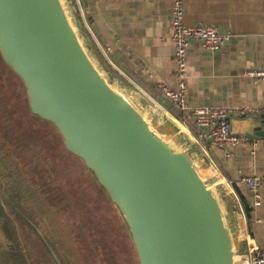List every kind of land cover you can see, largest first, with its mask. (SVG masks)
<instances>
[{"label": "water", "instance_id": "1", "mask_svg": "<svg viewBox=\"0 0 264 264\" xmlns=\"http://www.w3.org/2000/svg\"><path fill=\"white\" fill-rule=\"evenodd\" d=\"M0 57L106 196L136 264H244L235 198L181 125L106 60L78 0H0ZM11 222L0 217V264H37Z\"/></svg>", "mask_w": 264, "mask_h": 264}, {"label": "crops", "instance_id": "2", "mask_svg": "<svg viewBox=\"0 0 264 264\" xmlns=\"http://www.w3.org/2000/svg\"><path fill=\"white\" fill-rule=\"evenodd\" d=\"M184 24L216 25L230 33L215 51L191 42L187 49L186 102L189 106L249 105L264 108V81L244 76L249 68L264 69V0H182ZM87 28L106 60L187 130L204 160L213 168L239 208L240 236L246 251L264 255V188L260 204L252 205L244 177L264 176V113L232 117L231 134L244 139L234 146L201 147L197 133L168 110L159 85H177L171 39V4L168 0H78ZM191 120V118H190ZM260 129L256 131V129ZM185 130V131H186ZM197 130V129H196ZM228 153V156H226ZM249 207L245 215L242 201Z\"/></svg>", "mask_w": 264, "mask_h": 264}, {"label": "trees", "instance_id": "3", "mask_svg": "<svg viewBox=\"0 0 264 264\" xmlns=\"http://www.w3.org/2000/svg\"><path fill=\"white\" fill-rule=\"evenodd\" d=\"M167 107L193 134L197 133L188 112L179 110L173 103ZM38 138L40 143H36ZM61 178L66 179L69 190L75 195V199L71 200L72 207L75 208H71L74 215L64 212L68 202H64L62 197L66 196L67 189L63 188V193L59 192L56 199L52 200L53 190L58 191L56 185ZM82 183H86L91 190H96V198L100 200V204H108L107 209L111 208L82 162L66 151L53 126L30 113L23 85L0 57V217L10 219L11 215L15 218L16 223L11 222V228L21 233L37 264L53 263L49 254L41 249L38 237L31 234V231L35 232L33 224L45 229L44 232L49 231L46 232V237L56 244L65 264H75V255L84 264L102 261L106 264L121 263L116 259L120 252L117 244L109 245L106 240L111 239L106 236L104 238L108 230L104 227V232L103 222H98L95 215L91 216L93 212L81 203L85 198L89 199ZM9 198L13 201L12 204L9 203ZM241 201L246 215L249 207L243 199ZM76 202L87 210L83 211L84 214L81 215V210L74 206ZM109 214L115 215L113 210ZM70 216L75 219L71 221ZM89 219L96 220L93 225H96L94 230L100 229L98 234L93 232L91 224L85 223ZM114 221L122 225L116 215ZM111 232L113 231L110 229ZM122 234L127 241L126 233L123 231ZM75 240L82 244H77ZM30 242L32 247L29 246ZM74 242L77 246H82L84 252L72 246ZM71 248H74V252ZM88 248L92 253V260L85 255V249ZM95 255L99 256L100 261H95L98 258ZM121 255L124 258L127 253L123 252Z\"/></svg>", "mask_w": 264, "mask_h": 264}, {"label": "built area", "instance_id": "4", "mask_svg": "<svg viewBox=\"0 0 264 264\" xmlns=\"http://www.w3.org/2000/svg\"><path fill=\"white\" fill-rule=\"evenodd\" d=\"M168 1L171 4V39L173 42L177 85L175 88H171L160 84V92L165 99L175 104L179 110L188 112L191 115L193 124L197 129L196 137L202 148L208 150L212 146H234L242 141L244 137L231 134L229 120L235 116L245 117L254 116L261 112L264 113V108L260 109L249 105L189 106L186 102V49L188 45L191 42H197L204 49L215 51L229 40L230 33L216 25L195 24L186 26L183 21V1ZM89 32L92 34L90 30ZM244 76L254 83L264 81V69H246ZM226 156H228V153H226ZM242 180L252 197V205H259L260 189L264 188V176L244 177ZM250 253V258L246 264H264V255L258 248H252Z\"/></svg>", "mask_w": 264, "mask_h": 264}, {"label": "rangeland", "instance_id": "5", "mask_svg": "<svg viewBox=\"0 0 264 264\" xmlns=\"http://www.w3.org/2000/svg\"><path fill=\"white\" fill-rule=\"evenodd\" d=\"M66 13H67V15H69V11H68V9L66 8ZM32 165V164H31ZM39 185V184H38ZM40 186H42V185H40ZM82 186H83V189L85 190V192L87 193V194H85V195H88L89 196V199L88 198H85L81 203L82 204H84L85 205V207L88 209V210H91L92 208L94 209V210H96V212H93L92 213V215L91 216H93V215H97V216H100V217H102V224H103V230H104V227L108 230L107 232H105V230H104V232H105V235H104V238H105V236L107 237V238H109V239H114V240H116V239H120V238H122V232L124 231L123 230V226L122 225H120V229H118V226L116 225V221H114V218H115V215H110L109 213H111L112 212V210H113V208H109V209H106V208H104V206H106V205H108V204H105V205H103V204H100V200H98L97 198H96V194H97V192H96V190H91L90 189V187H88L87 186V184L86 183H82ZM56 187H57V190L58 191H54L53 190V199L52 200H54V199H56L55 197H57L58 195H59V192H61L62 191V189L63 188H65V189H67L66 190V192H65V195L66 196H64V197H62V199H63V201L64 202H68L67 204L68 205H66V207H65V210H64V212H68V213H71V215H74L75 214V212H73L72 210H71V208L73 209V210H75V208L74 207H72V202H71V200H74L75 199V195L73 194V192L72 191H70L69 190V188H68V186H67V182H66V179L65 178H61V180H59L58 182H57V185H56ZM51 192H52V190H50ZM62 193H63V191H62ZM86 200H89V201H93V203H87L86 202ZM82 204H78L77 202L75 203V207H78V209H80L81 211H80V213H81V215L82 214H84V212L83 211H87L84 207H83V205ZM92 209V210H93ZM114 211V210H113ZM60 213H61V210H60ZM77 214H78V212H77ZM90 217V216H89ZM72 219H75V218H73L72 216H70V220L72 221ZM85 223H89V224H91L92 225V229H93V232H96L95 234H98L99 232H100V229L98 228V229H95L94 230V228L96 227V225H93V222H92V220L91 219H89L88 221H86ZM116 225V226H115ZM113 227H115L117 230L116 231H113V229L112 228ZM110 229L113 231V232H111L110 233ZM115 234V235H114ZM95 238H97L96 236H95ZM82 241V240H81ZM75 242L77 243V244H80L81 242H79L78 240H75ZM86 243H87V240H86ZM82 244V243H81ZM29 246L30 247H32V243L30 242L29 243ZM127 246H128V250H130L131 252H132V247H131V243H130V241H129V239H128V237H127ZM82 247V246H81ZM81 247H79V246H77V248H79L80 250H83V252H84V249L83 248H81ZM125 251V249H121L120 250V252H119V254L118 255H116V259L117 260H119V262H121V263H125V260H124V258H122V255H121V253H123ZM85 255H86V257L88 258V257H90V259L92 260L93 258H92V253H91V251H90V249L88 248V249H85ZM96 256V255H95ZM96 257H98V258H96V260L95 261H97V260H99V256H96ZM132 258H133V255H132ZM100 261V260H99ZM136 263V262H135ZM45 264H48V263H45ZM90 264H93L92 262L90 263ZM97 264H106V262L104 263V261H102L101 263H97Z\"/></svg>", "mask_w": 264, "mask_h": 264}, {"label": "flooded vegetation", "instance_id": "6", "mask_svg": "<svg viewBox=\"0 0 264 264\" xmlns=\"http://www.w3.org/2000/svg\"><path fill=\"white\" fill-rule=\"evenodd\" d=\"M35 143V142H34ZM36 143H40V140H39V138H38V140L36 141ZM45 142H43V144H44ZM86 202L87 203H90L91 201H89V200H86ZM91 203H93V201L91 202ZM105 208L107 209V207L105 206ZM90 211H92V212H96V210H90ZM96 216V219H97V221L99 222L100 220H102V217H100V216H97V215H95ZM94 221V219L92 220V222ZM94 222H96V220L94 221ZM93 222V223H94ZM117 226H118V229H120V225H118V224H116ZM115 225V226H116ZM55 226H56V224H55ZM112 228V227H111ZM113 229V231H116L117 229L115 228V227H113L112 228ZM115 235V234H114ZM107 241V243L109 244V245H114V244H117V246H118V248L121 250V249H125V253H127V255L124 257V260H125V263H120V264H136L135 262H136V256H135V254H134V252L132 251H130V250H128V246H127V241H126V238H125V236L122 234V238H118V239H116V240H114V239H111V240H106ZM72 246H74V247H76L77 248V245L75 244V242H74V244H72ZM72 249H74V248H71V250ZM73 251V250H72ZM74 252V251H73ZM114 253V252H113ZM132 255H133V258H132ZM75 257H76V259L77 260H75L74 262H75V264H84V262H81V260L75 255ZM49 264V263H48Z\"/></svg>", "mask_w": 264, "mask_h": 264}, {"label": "bare ground", "instance_id": "7", "mask_svg": "<svg viewBox=\"0 0 264 264\" xmlns=\"http://www.w3.org/2000/svg\"><path fill=\"white\" fill-rule=\"evenodd\" d=\"M165 111V110H164ZM182 126V125H181ZM184 129V128H183ZM186 130V129H185ZM186 132H187V130H186Z\"/></svg>", "mask_w": 264, "mask_h": 264}]
</instances>
